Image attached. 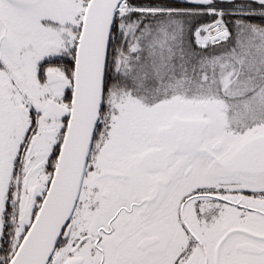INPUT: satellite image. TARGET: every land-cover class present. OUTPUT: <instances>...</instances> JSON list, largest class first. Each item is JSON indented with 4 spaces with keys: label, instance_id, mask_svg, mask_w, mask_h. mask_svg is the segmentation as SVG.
I'll return each mask as SVG.
<instances>
[{
    "label": "snow or ice",
    "instance_id": "snow-or-ice-1",
    "mask_svg": "<svg viewBox=\"0 0 264 264\" xmlns=\"http://www.w3.org/2000/svg\"><path fill=\"white\" fill-rule=\"evenodd\" d=\"M0 264H264V0H0Z\"/></svg>",
    "mask_w": 264,
    "mask_h": 264
}]
</instances>
